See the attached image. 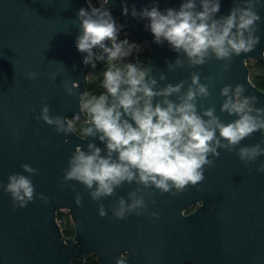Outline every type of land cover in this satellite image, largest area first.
I'll return each mask as SVG.
<instances>
[{
  "label": "water",
  "instance_id": "water-1",
  "mask_svg": "<svg viewBox=\"0 0 264 264\" xmlns=\"http://www.w3.org/2000/svg\"><path fill=\"white\" fill-rule=\"evenodd\" d=\"M183 2L108 0L105 6L123 26L119 34L145 40V66L159 87L184 80L186 89L190 75L199 73L200 82L209 85V95L197 99V111L214 107L224 123L237 118L220 111L224 100L220 89L225 85H242L244 96L256 98L254 108H264V91L251 82L247 66V60H264V0L257 8L260 21L255 34L260 40L253 51L233 56L230 62L212 57L195 67H189L186 57L173 51L167 41L156 44L146 27L147 19L131 16L133 6L139 12L155 4L163 13L168 8L179 10ZM122 4L128 7V15L122 14ZM233 7V0H220L215 18L226 17ZM80 8L90 10L88 0H0V264H70L91 254L99 264H115L116 260L123 264H264V173L256 171L264 155L247 166L237 156L239 147L264 140L260 132L230 152L218 149L214 165L205 168V179L176 196L133 182L123 183L113 196L93 201L82 184L63 180L77 146L87 151V143L94 142L102 155L106 151L103 142L77 134L69 121L78 115L83 129L88 119L78 96L68 95L63 87L68 81L69 86L78 84L76 93L87 90L86 54L75 46L81 32ZM178 56L183 67L174 65ZM225 63L229 66L222 70ZM169 64H173L171 69ZM29 72L36 77L29 80ZM53 73H58L55 80L50 78ZM161 73L164 81L159 80ZM42 103L49 106L50 116L65 117L67 134L36 119ZM22 164L38 170L30 178L35 192L47 197V203L34 198L23 208L13 207L3 186L10 174L29 175ZM138 187L152 193L145 196L143 215L115 218L112 209L118 198L130 202L128 193ZM77 194L82 197L81 206L74 202ZM100 205L105 208L104 217L98 214ZM191 205L194 209L185 213ZM58 210L68 212L74 226L72 236L62 233ZM153 212L158 216L153 217Z\"/></svg>",
  "mask_w": 264,
  "mask_h": 264
},
{
  "label": "clouds",
  "instance_id": "clouds-1",
  "mask_svg": "<svg viewBox=\"0 0 264 264\" xmlns=\"http://www.w3.org/2000/svg\"><path fill=\"white\" fill-rule=\"evenodd\" d=\"M88 3L90 10H78L81 32L75 45L77 51L86 54L83 57L86 66L94 67L96 61L104 60L123 63L134 51H139V45L118 39L123 26L117 24L111 11L104 7L108 0H103L100 7H93L91 0ZM233 3L229 14L220 18H215L220 0H198V4L197 0H184L179 10L168 8L163 13L155 4L139 12L133 6L131 16L147 19L146 27L154 42L159 45L167 41L173 51L186 57L189 67H195L212 57L230 62L233 56L253 51L259 43L260 37L255 33L260 21L257 11L260 0H233ZM122 14H129L128 7L123 4ZM93 49L99 50V54ZM123 64L124 67L115 63L108 66L103 74L104 92L99 95L76 93V82L71 86L68 81L63 83L67 94L77 95L87 111L88 119L82 129L84 137H95L105 144L103 155L102 149L94 142L87 143V151L77 146L63 174L65 182L82 184L93 201L113 196L115 189L123 183L133 182L143 189L154 188L162 194L176 196L205 179V168L214 165L220 155L218 149L230 152L254 132L264 135V108H254L256 98L244 96L242 85H225L220 89V95L224 97L220 111L237 117L224 123L215 115L214 107L197 111V99L209 95V85L200 82L199 73L190 75L186 89L184 80L159 87L150 68L138 63ZM174 65L183 67L184 61L178 56ZM172 66L168 65L170 69ZM228 66L225 63L222 70ZM57 75L53 73L50 78L55 80ZM35 77L34 72L27 74L29 80ZM165 79L161 73L159 80ZM173 96L175 100L170 99ZM49 111L47 103H42L36 119L54 126L58 133L67 134L70 129L65 117L50 116ZM74 119L78 120L79 116ZM261 143L264 140L239 147V160L246 166L254 163L264 155ZM21 168L29 175L10 174L8 183L3 186V190L10 194L13 207L23 208L34 198L47 203V197L35 192L30 178L38 170L28 164H22ZM256 171L264 173V162ZM151 195L138 187L128 193L130 202L118 198L112 209L113 216L122 220L129 214L143 215L147 208L145 196ZM81 200L79 194L74 198L78 206H81ZM98 214L101 217L106 215L103 205L99 206ZM151 215L157 217L158 213ZM115 264L123 262L116 260Z\"/></svg>",
  "mask_w": 264,
  "mask_h": 264
},
{
  "label": "trees",
  "instance_id": "trees-1",
  "mask_svg": "<svg viewBox=\"0 0 264 264\" xmlns=\"http://www.w3.org/2000/svg\"><path fill=\"white\" fill-rule=\"evenodd\" d=\"M93 7H100L103 5V0H91ZM111 14L113 18H116L113 15L112 10ZM117 22V21H116ZM118 39H127L130 43H135L140 46L139 51H134L130 56L124 59L123 63H138L140 65H145L146 58L148 55V46L143 38L139 37H130L124 34H118ZM112 63H115L121 67H124V64L121 61H96L95 66H86L88 68V81H87V90L86 93L89 95H99L104 92L102 87L103 74ZM247 66L249 70V78L251 82L260 90L264 91V60H247ZM83 108V106H82ZM84 112L87 111L83 108ZM70 124L73 130L77 134H83L82 132V122L80 120L74 119V117L69 118ZM56 219L60 225L61 231L65 236H72L74 233V226L70 220L69 214L65 210H58L56 212ZM70 264H99L95 255L91 254L85 258L79 259L78 261H72Z\"/></svg>",
  "mask_w": 264,
  "mask_h": 264
},
{
  "label": "flooded vegetation",
  "instance_id": "flooded-vegetation-1",
  "mask_svg": "<svg viewBox=\"0 0 264 264\" xmlns=\"http://www.w3.org/2000/svg\"><path fill=\"white\" fill-rule=\"evenodd\" d=\"M193 209H194V205H191V206L187 207L184 212L188 213V212L192 211Z\"/></svg>",
  "mask_w": 264,
  "mask_h": 264
}]
</instances>
